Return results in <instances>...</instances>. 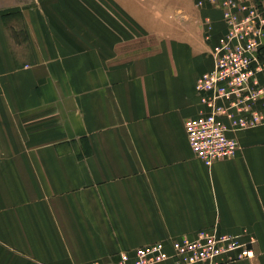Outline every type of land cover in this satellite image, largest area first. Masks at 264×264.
<instances>
[{
  "label": "crops",
  "instance_id": "crops-1",
  "mask_svg": "<svg viewBox=\"0 0 264 264\" xmlns=\"http://www.w3.org/2000/svg\"><path fill=\"white\" fill-rule=\"evenodd\" d=\"M204 2L0 0V264L114 263L213 229L248 230L264 264V124L210 167L185 130L225 33Z\"/></svg>",
  "mask_w": 264,
  "mask_h": 264
},
{
  "label": "built area",
  "instance_id": "built-area-1",
  "mask_svg": "<svg viewBox=\"0 0 264 264\" xmlns=\"http://www.w3.org/2000/svg\"><path fill=\"white\" fill-rule=\"evenodd\" d=\"M222 12L225 33L213 48L214 67L196 82L200 111L185 121L196 158L206 166L233 159L236 135L264 124V4L257 0H210ZM204 0H197L203 8ZM205 39L211 38L210 18L202 20ZM257 239L240 234L203 230L193 238L159 241L124 251L107 264H256Z\"/></svg>",
  "mask_w": 264,
  "mask_h": 264
}]
</instances>
